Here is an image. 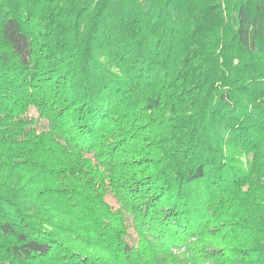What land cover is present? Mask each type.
Returning <instances> with one entry per match:
<instances>
[{"label":"trees","instance_id":"1","mask_svg":"<svg viewBox=\"0 0 264 264\" xmlns=\"http://www.w3.org/2000/svg\"><path fill=\"white\" fill-rule=\"evenodd\" d=\"M0 264H264V0H0Z\"/></svg>","mask_w":264,"mask_h":264},{"label":"rangeland","instance_id":"2","mask_svg":"<svg viewBox=\"0 0 264 264\" xmlns=\"http://www.w3.org/2000/svg\"><path fill=\"white\" fill-rule=\"evenodd\" d=\"M32 114L35 115V111L34 110H33ZM165 116H169V114H167V113L165 114V112H163L161 114L160 113L158 114V118L159 119L160 118H164ZM41 124H43V122H41Z\"/></svg>","mask_w":264,"mask_h":264}]
</instances>
